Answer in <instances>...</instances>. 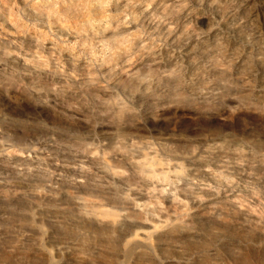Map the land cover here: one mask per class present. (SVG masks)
<instances>
[{"label": "rangeland", "instance_id": "rangeland-1", "mask_svg": "<svg viewBox=\"0 0 264 264\" xmlns=\"http://www.w3.org/2000/svg\"><path fill=\"white\" fill-rule=\"evenodd\" d=\"M0 232V264H264V0H0Z\"/></svg>", "mask_w": 264, "mask_h": 264}, {"label": "bare ground", "instance_id": "bare-ground-1", "mask_svg": "<svg viewBox=\"0 0 264 264\" xmlns=\"http://www.w3.org/2000/svg\"><path fill=\"white\" fill-rule=\"evenodd\" d=\"M136 153H137V151H136ZM137 154L141 157L146 156L142 151H138ZM128 160H129V162H132L133 156H130ZM107 162H108L107 160H104L102 162V164L100 165L101 171L107 172L108 167H109ZM159 170H162V169L160 168ZM71 205L78 214H80L82 216H90V217L96 219L98 221V223L102 222V219L100 218L101 213L98 210L99 204L97 202H95L93 200H88L84 197L77 196L71 200ZM0 236H1V232H0ZM16 236L22 237L23 234L20 233V234H17Z\"/></svg>", "mask_w": 264, "mask_h": 264}]
</instances>
